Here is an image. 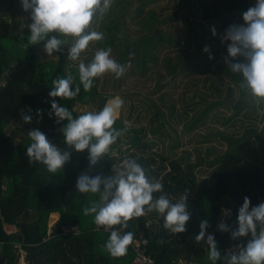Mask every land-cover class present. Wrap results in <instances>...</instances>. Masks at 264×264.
I'll return each instance as SVG.
<instances>
[{
    "label": "trees",
    "instance_id": "16d2710c",
    "mask_svg": "<svg viewBox=\"0 0 264 264\" xmlns=\"http://www.w3.org/2000/svg\"><path fill=\"white\" fill-rule=\"evenodd\" d=\"M0 1L8 4L3 7L6 12H11L14 4H21L20 0ZM157 1L113 0L111 8L102 18H94L95 31L104 34L103 40L94 41L97 48L110 47L116 50L114 59L121 65L132 63L141 75L150 72L154 84L146 90L149 95L163 90L168 75L174 81V77L182 70L198 67L205 72L211 63L209 54L212 59L220 54L213 45H210L209 53L203 51L206 29L198 30L194 2L203 18L217 16L221 21L238 10L246 11L249 8V0H229L216 9L207 0H178L180 11L158 17L154 8L148 7ZM142 13L144 15L141 16ZM132 14L135 17L140 15L137 22L142 25L141 31L133 36L126 25V17ZM9 16L11 24L0 22V264H16L21 254L23 264H130L136 255L133 244L128 247L126 255L111 257L103 251L110 231L103 228L96 230L93 217L83 214L86 206L99 199L95 194H80L75 188L76 177L89 169L87 150L73 152L63 169L51 174L40 163L29 164L26 149L30 144L27 135L30 131L20 129L21 125L32 130L39 129L52 143L64 150L66 146L59 130L66 121L57 124L54 116L49 117L51 100L55 99L58 104L67 107L75 118L86 112L78 111L74 107L76 104L95 103L96 111L101 110L109 97L116 95L112 90L118 81L114 74L106 73L104 77L94 78L93 87L88 92L80 85V94L75 99L50 98L48 93L52 90L53 80L66 78L71 72L75 77V87L79 84V62L87 64L94 55H88L85 60L78 62L70 61L65 46L62 52L44 57L43 42L26 48L29 30L27 27L19 29V26L31 23L28 16L26 20L14 14ZM180 19L184 36L176 35L172 28L173 23ZM186 43L192 45L194 51L184 52L183 45ZM221 54L222 57L227 55L226 46ZM215 73L222 74V77L204 75L198 79L202 82V90L197 88L198 82L192 80L188 83L191 92H182L181 106L188 112V119L184 123L186 130L195 128L218 106L232 109L230 115L213 112L212 116L219 118L223 124L229 123L233 116L241 112L246 116L250 109L256 111L251 97L239 86V74L233 73L224 62L215 66ZM230 83L235 85V90ZM222 88L224 94L220 93ZM146 98L152 108L149 120L154 123L153 130H159L166 120L164 115H171L174 106L167 103L162 110L159 106L161 102ZM159 98L165 97L161 95ZM261 108L264 112V105ZM22 109L24 114L32 116L30 123L23 122L20 115ZM37 110L42 112L38 115ZM166 122L171 123L169 120ZM114 127L127 129L120 116ZM142 130V127L127 129L133 133L128 134L126 131L119 137L109 154L91 168L90 175H110L111 170L119 167L124 159L135 158L150 177L163 184V194L172 202H176L182 192L188 189L187 203L191 218L186 224V231L174 235L163 228V217L152 212L130 220L123 232L131 231L134 239H145L142 247L145 254L153 258V264H180L181 261L186 264H212L208 259L207 247L194 240L199 232L200 221L208 219L211 226L207 232L214 234L221 252L216 264H227V253L236 246V239H232L230 233L218 230L222 210L230 209L231 215L225 221L235 228L237 211L244 197L250 199L251 206L264 202V159L244 158L241 150L243 145L235 144L233 137L217 130L209 135H218L233 143V147L215 151L211 158L208 155L213 151L212 146L204 149L206 157L195 147L198 159L191 162L187 159L189 153L185 151L178 157L156 153L148 146L144 136H137ZM256 130L254 125L247 127L241 138L244 135L245 139L250 138ZM124 137L127 138L125 144L129 146L125 156L118 157L112 149ZM207 140L208 136L202 141ZM116 150L122 152L120 147ZM204 170H209L211 181L202 176ZM197 172L200 174L197 175ZM54 212L60 216L50 225L48 216ZM148 220L150 223L147 224ZM63 225L74 228L64 231Z\"/></svg>",
    "mask_w": 264,
    "mask_h": 264
},
{
    "label": "clouds",
    "instance_id": "9594fccd",
    "mask_svg": "<svg viewBox=\"0 0 264 264\" xmlns=\"http://www.w3.org/2000/svg\"><path fill=\"white\" fill-rule=\"evenodd\" d=\"M22 9L28 13L31 23L23 25L29 30L26 48L43 42L47 56L60 53L67 47V59L77 61L90 42L101 41L104 34L91 30L93 20L102 18L113 4V0H20ZM241 24H231L220 36L221 44L226 46L227 55L223 62L233 73L241 77L240 88L246 92L256 106L264 105V0L242 13ZM212 34L216 35L212 28ZM209 53V47L203 48ZM112 49H99L91 62L78 64L79 84L73 87L75 77L69 72L66 78L53 80L50 98L75 99L81 91L93 87L94 78L106 73L119 79L127 66L121 65L111 56ZM209 59H212L209 54ZM27 93V89H25ZM124 105L121 97L109 100L99 111H86L74 118L67 107L51 100L49 117H55L60 124L66 121L60 133L63 136L64 150L52 143L39 129L27 133L30 144L26 149L29 164L40 163L47 172L56 174L69 162L73 152L87 150L89 169L77 177L75 188L80 194H95L99 199L92 201L83 209L85 216L93 217L96 230L110 231L103 251L113 258L127 254L133 243L134 234L123 232L128 222L149 213L156 212L163 217V228L171 234L186 231L191 218L187 203L188 189H185L176 202L163 194V184L150 177L135 158H126L110 175H90L96 166L109 154L111 147L127 129H116L115 121ZM30 111V110H29ZM42 110H37L39 115ZM24 123H30L31 115L21 110ZM161 193L159 196L154 194ZM225 217L231 215L230 209L222 210ZM211 226L208 219L199 223V232L194 237L197 244L203 243L208 249V259L212 264L221 257L214 234L208 233ZM218 230L228 232L232 239L250 237L238 243L227 253V264H264V202L251 206L250 199L244 197L237 211L235 228L222 220Z\"/></svg>",
    "mask_w": 264,
    "mask_h": 264
},
{
    "label": "rangeland",
    "instance_id": "374dc122",
    "mask_svg": "<svg viewBox=\"0 0 264 264\" xmlns=\"http://www.w3.org/2000/svg\"><path fill=\"white\" fill-rule=\"evenodd\" d=\"M194 2V1H193ZM207 2L210 4V6H214V9L216 7H219L222 4L228 3L229 0H207ZM249 7L253 6L255 4V0H249ZM20 5V6H19ZM195 6V10L197 11V21H198V30L206 29L205 34L203 35L204 39V47L208 46L210 48V45H213L214 48H218L220 54L214 59H210V66L207 70L202 71L198 67H194V69L191 70H182L179 74H177L174 77V81L171 79V77L168 75L166 77V85L164 86L163 90H161L157 94H151L149 95L146 93V90L151 88L154 84L153 76L150 74V72H147L146 74H139L136 70L134 65L131 63L127 66V69L125 73L119 78H115L116 81H118L117 85L115 84V87L112 91L116 93L115 96L109 97V99L106 101V103L111 100L114 97H121L124 100V105L122 109L119 111L118 117L122 119V122L126 125L127 129H137L139 127H142L143 130L139 133H137L138 137H143L145 141L148 143V146L154 150L156 153H164V154H170L174 155L176 157L180 156L183 152H188L189 157L187 159L191 162L196 161L198 152L194 151V148H199L198 151L202 156H205V150L207 147L212 146V150L210 149L209 158L212 157L213 153L215 151H219L222 149H228L233 147L231 144L221 138H219L218 135L211 134L217 130L224 132L226 135L233 137V139L236 141L235 144H242L243 147L242 155L244 158L247 159H256L258 161H262L264 159V112L263 108L261 106H256V111H252V109L249 110L247 115L245 116L242 112L238 115L233 116V119L227 123L223 124L222 121L219 118H214V114L217 112H221L225 115H230L232 113V109L230 107H215L213 111L210 112L207 119L202 120L199 122L195 128L191 130H186L184 123L188 119L187 110L184 111V108L181 106V94L183 91H188L190 93V84H188L190 81L194 80L195 82H198L197 88L199 90H202V82L198 79H202L204 75H211L214 78L222 77V74H216L215 73V66L219 62H223L222 59V52L225 47V45L221 44L220 42V36L221 34L227 29V27L231 24H241L242 21V13L245 11L238 10L237 12H234L229 17L223 19L222 21L219 20L217 16L215 17H207V19L203 18L200 14V8L197 6V4H193ZM8 4L6 2L0 1V22L4 21L8 24L12 23L10 19V14H14L17 18L26 20L28 13L25 12L22 9L21 4H14L13 8L11 9V12H6L7 10L3 7H7ZM148 7H153L156 15L158 17H164L166 14L172 13L174 11H180L179 8V1L178 0H159L155 4L150 5ZM144 15V13L141 14V16ZM135 17L134 14L131 16L126 17V25L128 26V31L132 35H137L138 31H141L142 25L140 22H137L140 18ZM26 18V19H25ZM1 24V23H0ZM26 25V24H23ZM23 25L19 26L20 28H24ZM182 21L181 19L174 22L172 27L174 29V32L178 36H184V32H182ZM212 28L215 29L216 35L212 34ZM1 30V28H0ZM91 30H96V22L92 24ZM132 35V36H133ZM184 52H192L194 51V48L190 44H184ZM99 50L97 46L95 45V42H90L89 46L85 51L81 53L79 60H85L88 55L95 54V52ZM43 51V50H41ZM114 49H112L111 56L114 59L115 55ZM42 55H44L43 52H41ZM164 53V52H163ZM162 54V53H161ZM44 57H49L45 54ZM105 75H103L104 77ZM223 79H227V77H223ZM233 85L232 83H230ZM234 86V90L235 85ZM232 86V87H233ZM192 87V86H191ZM223 87V86H222ZM221 94H224L223 88L221 89ZM210 94V93H209ZM161 95H163L165 98H159ZM146 97L151 98L154 102L160 103L159 106L162 110L165 109V105L167 103L172 104L174 106L172 114H165L166 120L171 121V123H167L166 120L161 124L159 130H153L154 123L149 120V117L151 116L152 108L149 104V100L147 101ZM158 101V102H157ZM105 103V104H106ZM163 103V104H162ZM253 103V102H251ZM78 111H96V104L92 103L89 105H78L76 104L74 106ZM254 125L257 127V130L255 132L251 133L250 138L245 139L243 135L245 129L247 127H250ZM21 131H31L32 129L27 126L21 125ZM128 134H132L133 131H127ZM208 136L207 141H202ZM243 139V140H242ZM14 140H18V138H14ZM127 140L126 137L123 138V140L118 143L113 149L112 152L115 153L118 157H124L126 154L125 150L129 146V144H125V141ZM202 141V142H201ZM118 147L121 148L122 152H118L116 149ZM131 148H134L132 146ZM206 157V156H205ZM211 172V170H210ZM200 172H197V175H199ZM202 176L207 177L209 181H211L212 177L209 173V170H204ZM77 178V177H76ZM224 210V209H223ZM58 213V212H57ZM57 213H53L49 218V224L54 223V221H57L58 215H54ZM227 217L223 216L221 214V218L219 223L222 220H226ZM218 223V224H219ZM250 237L245 238H239L236 239L235 245L238 243L246 242V240ZM20 253V252H19ZM1 257V252H0ZM23 254L19 257V262L16 264H23ZM180 264H186L183 261H181Z\"/></svg>",
    "mask_w": 264,
    "mask_h": 264
},
{
    "label": "built area",
    "instance_id": "2783aa9c",
    "mask_svg": "<svg viewBox=\"0 0 264 264\" xmlns=\"http://www.w3.org/2000/svg\"><path fill=\"white\" fill-rule=\"evenodd\" d=\"M150 223V220L147 221V224ZM62 228L64 231H69L70 229H73V226L69 225H63ZM50 231V230H49ZM145 243V239H137L135 238L133 240V246L136 251V255L134 256L132 262L130 264H153L154 260L149 255L145 254L144 248L142 245Z\"/></svg>",
    "mask_w": 264,
    "mask_h": 264
},
{
    "label": "crops",
    "instance_id": "0c3cea01",
    "mask_svg": "<svg viewBox=\"0 0 264 264\" xmlns=\"http://www.w3.org/2000/svg\"><path fill=\"white\" fill-rule=\"evenodd\" d=\"M54 213H57V212H54ZM51 215H53V213H50V214H49V217H50ZM54 215H56V216L58 215V218L56 219V220H58V219H59V216H60L59 213L54 214ZM54 222H55V221H54ZM50 225H51V224H50Z\"/></svg>",
    "mask_w": 264,
    "mask_h": 264
}]
</instances>
